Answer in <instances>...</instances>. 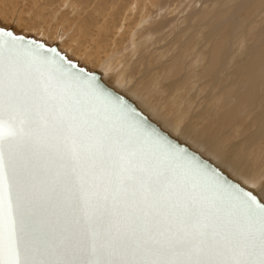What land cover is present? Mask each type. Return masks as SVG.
<instances>
[{"label": "snow or ice", "instance_id": "obj_1", "mask_svg": "<svg viewBox=\"0 0 264 264\" xmlns=\"http://www.w3.org/2000/svg\"><path fill=\"white\" fill-rule=\"evenodd\" d=\"M0 37V264H264V185L228 183L55 48Z\"/></svg>", "mask_w": 264, "mask_h": 264}, {"label": "bare ground", "instance_id": "obj_2", "mask_svg": "<svg viewBox=\"0 0 264 264\" xmlns=\"http://www.w3.org/2000/svg\"><path fill=\"white\" fill-rule=\"evenodd\" d=\"M44 1L40 0V2ZM71 1L67 0V4L62 5V8H65L59 10V5L61 7V3H65L63 0L57 9L65 10L67 5L72 11L70 13L75 14L79 19L80 9L82 13L85 12L82 3L87 1L80 3L82 8L80 4L77 7ZM157 1L149 0L148 3L146 0H136L137 9L145 10V16L140 18L139 29L129 28L127 14L123 19V32L117 37V32H110L111 38L108 44L103 45L109 36L108 23L115 18L116 5L125 4L124 9H126L134 0H95L94 3L92 0L95 8L90 12L93 18L97 15L98 19H93L94 23H86L85 20L80 30L79 26L74 27L76 31L70 27L74 35L71 33L68 39L73 40L78 36V40L82 36L84 42L88 41L84 43L86 45L83 49L84 57L81 56L80 61L84 59V62H88L93 58L98 68L96 71L100 74L109 71L108 78L114 82L115 87L108 85L115 91L124 83L127 96L119 93L132 101L165 132L177 138L248 190L259 193L261 186L264 185V29L261 28L257 32L256 26L263 21L264 0H211L206 7L198 8L199 10L196 9L193 15H189L193 16V19L190 21L191 27L188 28L197 32H183V30H177L179 32L175 33L162 32L159 28H152L151 31L156 30L158 34L160 32L159 39L163 37L155 44L154 37L151 36L156 35L157 32L154 31L155 33L150 36L144 24L147 23L149 26L153 22L148 16V7L145 4L155 2L158 13L162 9L159 4L162 0ZM35 2L21 0L16 4L14 0H0V19L3 17L9 19L12 30L10 27L2 26V22L0 27L17 33L15 30L26 21L27 13L29 14L27 19L35 18L33 20L43 26L37 24L36 27H40L38 30L41 31H36L42 38H35L36 33H32V30L27 34L21 32L17 34L29 35L48 45L50 43L46 41L47 39L52 41L65 38L61 36L67 34L68 27L65 32L64 28L61 29V36H58L57 31L55 37L47 32L48 24H52L53 20L58 22L56 20L60 15H56L58 11L56 10L55 13V8L53 11L48 7L50 9H37L36 12L35 9L33 10ZM86 7L84 6L85 9H89L87 5ZM10 9L11 12L16 9L14 14L9 12ZM90 12L87 13L90 15ZM122 18L123 16L118 24ZM73 20L77 21L74 18ZM259 20L261 21L258 22ZM69 22L72 23L71 20ZM56 23L55 25L58 26ZM61 25L64 24L60 23L59 28L62 27ZM124 36L130 40L131 57L136 47L141 45L144 58L139 63V69L135 62L130 61V56L124 54L126 51L122 47ZM62 43L60 47L64 46ZM89 47L91 48L86 52ZM131 79L134 82L131 83ZM101 80L103 81L102 75Z\"/></svg>", "mask_w": 264, "mask_h": 264}, {"label": "rangeland", "instance_id": "obj_3", "mask_svg": "<svg viewBox=\"0 0 264 264\" xmlns=\"http://www.w3.org/2000/svg\"><path fill=\"white\" fill-rule=\"evenodd\" d=\"M15 1V3L17 4V3H20V1L21 0H14ZM34 1H36L35 2V7H33V10L34 11H36V12H38L37 11V9H44V10H46V9H50V8H52L51 10H53L54 11V8H55V13H56V15L58 16L59 14L62 16H60L59 15V17H57V23H56V21H54L53 20V22H51L52 24H48L47 25V29L49 30V31H47V32H49V35H51L52 37H55V35H57L58 34V36H61L60 34L62 33L61 32V29L62 28H64V32L66 31V29H67V27H68V29L71 27V28H73V30L74 31H76V28H77V26H79V30H80V27H82L81 26V24L83 25L84 24V21L85 20H87L86 21V23H94V20H95V18L97 17V15H95V18H93L94 16H93V14H92V12H90V10H94V8H95V4H93L94 3V1L95 0H93V3H92V0H86L87 2H83L84 0H79L80 2L78 3H76L75 1H78V0H74V1H71V0H68V1H71V2H73V3H75L76 4V6L77 5H79L80 3H82V4H84L82 7H83V11H85V12H81L82 10L80 9V12H79V14H80V16L83 18V20H81L80 19V16H79V19L77 18V16L74 14H72V13H70V12H72V11H70L68 8H67V5H66V9H68L67 10V12H66V9L65 10H62V9H64V8H62L65 4H67L66 2H67V0H64V2L65 3H61L63 0H43L44 2H40V0H39V3L40 4H42V6L38 3V0H34ZM42 1V0H41ZM124 1H129V0H124ZM148 3H149V0H146ZM158 1H160V0H158ZM157 1V2H158ZM210 1L211 0H162L161 1V3H159L160 4V9L161 10H159L158 11V13L156 12L157 10V8L155 7V2H153L152 4H145L147 7H148V16L151 18V21H153L149 26L147 25V23H145L144 24V27H146L147 29L146 30H148L150 33V36L153 34V32L154 31H156V30H153V31H151L152 30V28H159L160 30H162V32H179V31H177V30H183V32L185 31V32H192V31H196L195 29H193V30H191V28H188V27H191L190 25H191V22L190 21H192V19H193V16H189V15H193L195 12H196V9L197 10H199V9H201L202 7H206L209 3H210ZM208 2V3H207ZM32 3V2H31ZM37 3V4H36ZM47 4V5H45V4ZM61 3V7H60V4ZM86 3V4H85ZM89 3V4H88ZM165 3V4H164ZM64 4V5H63ZM82 4H80V8H82L81 7V5ZM164 5V8H163V5ZM44 5V6H43ZM58 5H59V10H60V8H62L61 10L62 11H59L57 8H58ZM63 5V6H62ZM86 5L88 6V8L89 9H85V8H87L86 7ZM151 5H153V6H151ZM40 6V7H39ZM46 6H47V8H46ZM84 6H85V8H84ZM116 6H117V8H116ZM114 5V7L116 8V11H115V18H114V16H113V21H111V22H109L108 23V35L110 34V32H117V35H116V37L118 36V35H120L121 34V32H123V26H124V22H123V19L125 18V16L128 14L129 15V22H130V24L128 25L129 26V28H135L136 30L137 29H139V22H140V18L141 17H144L145 15H144V13H145V10L143 9L142 11H139V9H137V7H136V0H134V2L131 4V6H129L128 8H126V9H124V7H125V4H117V5ZM42 7V8H41ZM48 7H50V8H48ZM78 7V6H77ZM107 8H108V6H107ZM199 8V9H198ZM85 9V10H84ZM15 10L16 9H14V12H15ZM57 10V11H56ZM195 11V12H194ZM9 12H11V9H10V11ZM14 12H11L12 14H14ZM36 12L34 13V14H36ZM46 12V11H45ZM63 12H66V14H63ZM90 12V15L88 14V13ZM62 13V14H61ZM85 13H86V15H85ZM170 13V14H169ZM9 14V13H8ZM8 14H7V16H8ZM87 15H89V16H87ZM91 16V17H90ZM123 16V18H122V21L118 24V21H119V19L121 18ZM27 17H29V14H27L26 13V21L23 23V25L21 26V27H19L18 29H16L15 31L18 33H25V34H27V32H30L31 30V32L32 33H36L37 34V36H36V34H35V38H42V37H39L40 35H38V33H37V31H41V30H38L40 27H43L40 23L38 24V23H36L35 21L36 20H33V19H35V18H29V19H27ZM44 17H46V15H44ZM66 19H65V18ZM72 17V19H70ZM187 17L189 18V19H187ZM13 18H15L16 20H17V17L16 16H14L13 15ZM59 18H61L60 19V22H59ZM67 18L69 19L68 21H67ZM73 18L75 19V20H77V21H74L73 20ZM85 18V19H84ZM87 18H89V19H87ZM92 18V19H91ZM100 18V17H99ZM191 18V19H190ZM23 19H24V17H23ZM62 19H63V21H62ZM65 19V20H64ZM91 19V20H90ZM94 19V20H93ZM96 19H98V18H96ZM263 19V21H261ZM262 19L261 20H259L258 22H260L261 21V23H260V25L259 26H256L257 27V32H258V30L259 29H264V24L262 25V23H264V16L262 17ZM4 20V21H3ZM34 22H33V21ZM38 21L40 20V18H38L37 19ZM71 20V22L72 23H70L69 21ZM93 20V21H92ZM186 20V21H185ZM12 21V20H11ZM28 21V22H27ZM62 21V22H61ZM64 21L65 22H67L66 24L64 23ZM89 21V22H88ZM147 21V20H146ZM1 22H2V24H1ZM7 24H6V23ZM29 22H31V23H29ZM58 25V26H56L55 25V23ZM73 22H75L74 24H73ZM77 22H78V25H77ZM99 23H100V21H98ZM102 22V21H101ZM106 22H108L107 20H106ZM135 22V23H134ZM188 22V23H187ZM4 23V24H3ZM54 23V24H53ZM60 23L61 24H64V25H61L62 27L61 28H59L60 27ZM0 24L2 25V26H4V27H10L11 28V30H12V25H11V23H10V20L9 19H7V18H2V19H0ZM37 24H38V26H40V27H38V28H36L37 27ZM71 24V25H70ZM72 24H73V26H72ZM76 24V25H75ZM187 24V25H186ZM8 25V26H7ZM50 25V26H49ZM54 25V26H53ZM67 25V26H66ZM69 25V26H68ZM119 25V26H118ZM132 25V26H131ZM136 25V26H135ZM262 25V26H261ZM29 26V27H28ZM51 27L50 29H49V27ZM76 26V28H74ZM142 26V25H141ZM140 26V27H141ZM261 26V27H260ZM31 27V28H30ZM55 27V28H54ZM115 27V28H114ZM116 27H118V28H116ZM255 27V28H256ZM258 27H260V28H258ZM33 28V29H32ZM55 30H53V29ZM56 28H58L57 30H56ZM188 30L189 29V31H187L186 29ZM30 29V30H29ZM34 29H35V31H34ZM67 29V31L69 32H67L66 31V35H62L61 37H65L66 38V36H67V40L65 39V38H60V40L59 39H57V40H46L48 43H50V44H55L57 47H58V50L59 51H63L68 57H72V59L74 58V60H78V62H80L79 64H82V65H84V67H86L88 70H90V71H92V70H94V71H96V70H98V68H97V66L95 65V60L92 58L90 61H88V62H84V59H82V61H80L81 60V56H82V58L84 57V52H85V50H83L84 48H85V44L84 43H87V42H84L83 40V37L81 36L80 37V39L78 38V40H77V37L75 36V38H76V40H72V39H68V36H70V35H72L73 33L72 32H74V31H70V29L68 30ZM116 29V30H115ZM185 29V30H184ZM37 30V31H36ZM50 30H53V31H51L50 32ZM134 30V29H133ZM191 30V31H190ZM56 31H57V34H55L56 33ZM256 31V30H255ZM64 32H63V34H64ZM113 32V33H114ZM157 32V31H156ZM182 32V31H181ZM197 32V31H196ZM51 33V34H50ZM72 33V34H71ZM155 33V32H154ZM33 34V35H34ZM54 36H53V35ZM156 35H154V36H151L152 38H153V42L156 44V42H158L160 39H162L163 37H161L160 39H159V37L158 36H160V32H159V34H158V32L157 33H155ZM158 34V35H157ZM173 34V33H172ZM171 34V35H172ZM74 35V34H73ZM137 37H139V36H137ZM157 37V38H156ZM111 38V35H109L108 36V38H107V40L106 41H104V43H103V45H107L108 44V40ZM141 38V37H140ZM123 39H124V41H123V44H122V47L124 48V49H126V51L124 52V54H128L129 56H130V54H129V51H130V40H129V38L127 37V36H124L123 37ZM139 39V38H138ZM156 39V40H155ZM65 40V42H63L62 43V41H64ZM71 40V41H70ZM71 43H70V42ZM77 41V42H76ZM140 41V40H139ZM52 42H54V43H52ZM60 43H62V44H64V46L62 45L61 47H60ZM49 44V45H50ZM70 45L69 47H71L69 50V52H68V48H67V46L68 45ZM65 45H67V46H65ZM62 47H63V49H62ZM60 48H61V50H60ZM73 48L75 49V50H73ZM80 48H81V51H80ZM91 47H89L87 50H86V52L90 49ZM107 47H105V49H106ZM66 49V50H65ZM111 49H112V47H111ZM110 49V50H111ZM61 51V52H62ZM84 51V52H83ZM71 52V53H70ZM79 53V54H78ZM142 58H144L143 57V54H142V51H141V45H139V46H137L136 47V49H135V51H134V53H133V55H132V57L130 56V61H133V62H135L136 63V66H137V68L139 69V63H140V61H141V59ZM122 63H120V65H121ZM119 68V67H118ZM110 69H112V68H110ZM100 70V69H99ZM102 75V79H103V81H105V83H107V84H109L110 86H112L113 88L115 87V85H114V82L111 80V79H109L108 77L110 76V72L109 71H107V72H104V73H102L101 74ZM132 82H134V80L133 79H131V83ZM127 86H129L128 84H127ZM127 90V88L125 87V84L123 83L120 87H119V89L117 90L118 92H120V93H124V95L125 96H127V92H125ZM207 158V157H206ZM256 190V189H255ZM258 193V192H257ZM259 194V193H258Z\"/></svg>", "mask_w": 264, "mask_h": 264}, {"label": "water", "instance_id": "obj_4", "mask_svg": "<svg viewBox=\"0 0 264 264\" xmlns=\"http://www.w3.org/2000/svg\"><path fill=\"white\" fill-rule=\"evenodd\" d=\"M3 28L6 31H10L12 32L10 29H6L4 27H0ZM14 35L16 36H20L23 37L25 40H35L37 42L43 43L45 45L46 48L48 47H52L55 48L57 52L60 53L61 56H64L66 60H70L73 64H76L77 68H83L84 71L86 73L90 72L98 81H101L107 88V90L114 96V97H119L120 99H122L130 108H132L140 117V120L144 121V127H146L149 130H155L156 132H158L161 136L165 137V139L170 142L173 145L178 146L179 148L183 149L185 152H187L189 154V156L193 157L194 159L200 161V163L206 167H208L209 169H211L212 171H214L218 176H220L222 179H224L225 181H227L230 184H234L244 190H248L245 186H242L240 183H238L236 180H234L231 177H228L226 174H224L221 170H219L217 167H215L213 164H211L210 162H208L207 160H205L204 158H202L200 155H198L195 151L191 150L188 146H186L185 144H183L181 141H179L177 138L173 137L172 135H170L168 132H165L155 121H153L152 119H150L145 113H143L140 109L137 108V106L130 101L128 98H126L125 96H123L122 94H120L119 92L115 91L113 88H111L107 83H105V81L101 80V74L98 71H90L88 70L86 67L82 66L79 64L78 61L73 60V59H69L65 53L61 52L58 50V47L56 45H48L46 44L44 41L42 40H37L34 39L33 37L29 36V35H22V34H17L12 32ZM7 39L6 37H0V40H5Z\"/></svg>", "mask_w": 264, "mask_h": 264}]
</instances>
